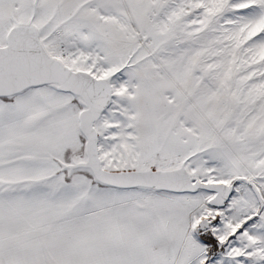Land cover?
Listing matches in <instances>:
<instances>
[{
    "label": "snow or ice",
    "instance_id": "obj_1",
    "mask_svg": "<svg viewBox=\"0 0 264 264\" xmlns=\"http://www.w3.org/2000/svg\"><path fill=\"white\" fill-rule=\"evenodd\" d=\"M0 264H264V0H0Z\"/></svg>",
    "mask_w": 264,
    "mask_h": 264
}]
</instances>
